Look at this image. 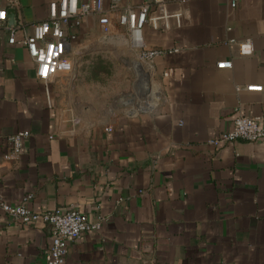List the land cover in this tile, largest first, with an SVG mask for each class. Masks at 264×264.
Returning a JSON list of instances; mask_svg holds the SVG:
<instances>
[{
    "label": "crops",
    "instance_id": "0c3cea01",
    "mask_svg": "<svg viewBox=\"0 0 264 264\" xmlns=\"http://www.w3.org/2000/svg\"><path fill=\"white\" fill-rule=\"evenodd\" d=\"M50 1L4 0L19 39ZM169 1L182 23L145 27L147 49L165 52L140 60L130 105L97 106L92 80L76 70L40 80L26 45L0 28V202L104 218L70 244L67 264H264V143L207 144L236 114L264 123V91L245 88L264 86V0ZM97 26L82 20L74 51ZM247 37L255 52L242 56L230 41ZM224 60L232 68H219ZM22 130L31 132L23 152L6 160ZM51 244L45 223L22 224L0 207V264H47Z\"/></svg>",
    "mask_w": 264,
    "mask_h": 264
},
{
    "label": "built area",
    "instance_id": "2783aa9c",
    "mask_svg": "<svg viewBox=\"0 0 264 264\" xmlns=\"http://www.w3.org/2000/svg\"><path fill=\"white\" fill-rule=\"evenodd\" d=\"M187 0H180L184 2ZM231 8H236L240 0H228ZM169 0H149L138 5L123 4L122 0H53L48 4V16L45 20L33 25L31 33L17 37L18 26L8 24V4L0 0V28L8 30V43H23L35 65L36 76L48 82L58 73H71L76 62L73 43L78 39V29L82 20L94 17L105 35L124 32L130 40V46L139 50L145 59H153L165 50H149L146 47L144 30L147 25L169 30L174 21L182 23V10H169ZM231 44H237L239 54L250 56L255 52L252 38L247 37ZM176 51V50H174ZM232 60L218 63L219 68H232ZM242 87L237 86L240 90ZM249 91L263 92L261 84L246 85ZM31 136L28 130L19 131L8 139L11 150L4 154L6 160L18 159L24 150L26 140ZM236 140L259 141L264 143V123L261 116L236 114L229 130L207 140L210 146H220ZM32 195L27 198L30 199ZM1 209L8 216L22 224L43 222L49 226L52 234V244L45 252L47 264H67V254L70 244L84 232H98L103 217L90 219L76 206L57 208L36 212L25 204L11 205L0 202Z\"/></svg>",
    "mask_w": 264,
    "mask_h": 264
},
{
    "label": "rangeland",
    "instance_id": "374dc122",
    "mask_svg": "<svg viewBox=\"0 0 264 264\" xmlns=\"http://www.w3.org/2000/svg\"><path fill=\"white\" fill-rule=\"evenodd\" d=\"M115 34V33H114ZM105 34L99 26L89 30L76 48L75 70L80 78H90L94 102L97 106L124 98L126 101L137 93L136 83L143 77L142 66L149 60L133 47L116 48L103 39ZM86 46V47H85ZM140 71L139 76L137 71Z\"/></svg>",
    "mask_w": 264,
    "mask_h": 264
},
{
    "label": "water",
    "instance_id": "95a60500",
    "mask_svg": "<svg viewBox=\"0 0 264 264\" xmlns=\"http://www.w3.org/2000/svg\"><path fill=\"white\" fill-rule=\"evenodd\" d=\"M8 13V19L10 20V22L12 23V25L16 26L17 25V10L15 8H10L7 10ZM103 39L108 42L111 43L113 45H115L114 47H130V40L127 36L126 33L121 32V33H113V34H107L103 36ZM131 103H133V99L130 98L128 99L124 104L125 105H130ZM135 110H130L129 114H134Z\"/></svg>",
    "mask_w": 264,
    "mask_h": 264
},
{
    "label": "bare ground",
    "instance_id": "6f19581e",
    "mask_svg": "<svg viewBox=\"0 0 264 264\" xmlns=\"http://www.w3.org/2000/svg\"><path fill=\"white\" fill-rule=\"evenodd\" d=\"M134 45H132V47H133ZM134 48V47H133Z\"/></svg>",
    "mask_w": 264,
    "mask_h": 264
}]
</instances>
